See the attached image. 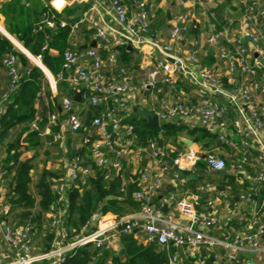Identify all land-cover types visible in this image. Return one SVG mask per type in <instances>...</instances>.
<instances>
[{"label":"built area","instance_id":"obj_1","mask_svg":"<svg viewBox=\"0 0 264 264\" xmlns=\"http://www.w3.org/2000/svg\"><path fill=\"white\" fill-rule=\"evenodd\" d=\"M57 1L60 8L54 6L55 0L51 2L54 10L64 6V0ZM94 2L90 11L96 6H104L115 26L107 23L94 27L91 39L99 43L100 48L87 47L77 51L67 49L62 53L61 63L62 72L68 75L67 80L76 92L82 91L79 103L81 109H99L90 120L94 133L80 139L81 146L88 148L89 162L83 164L81 159L70 162L68 172L53 183V200L46 212V230L52 233L53 239L47 252L35 251L33 238L29 236L32 233L29 224L10 223L4 216L6 209L2 210L0 207V237L12 257L6 264H62L64 257L76 248L90 244L100 251L110 252L115 240L121 235L130 234L137 236L143 244L155 243L165 250L173 247L174 253L168 256L167 264H184V257L188 264H206L200 255L202 250L208 251L214 262L220 260L223 254L228 264H244L248 256L252 257L254 264H263L264 223L257 218L256 207L259 191L264 186V143L259 139L264 128V101H259L253 94L258 92L264 95V84L258 79V65L251 62V55L247 52L242 37L232 33L228 27H222L206 41L209 46L216 45L218 41H223L227 46L222 49L219 59L235 56V67L244 83L235 90L224 89L222 81L215 74L199 66L194 54L187 53L184 60L179 55L178 47L173 46L177 45L181 32L189 26L193 17L191 14L182 16L185 27L179 29L174 26L171 29L168 44L152 42L157 55L153 64L143 69L136 84L116 82L103 71V64L106 63L110 68L117 64V52L114 48L118 45L130 47L138 55L142 54V45L151 30L149 5L146 0H129L134 8L133 14L129 15L121 0ZM182 3L183 0H180L181 5ZM240 4L244 7L245 23L255 25L260 15L257 1L240 0ZM83 25H86L83 18L72 23H58L59 28L68 29V38L74 37ZM43 26L54 28V22L45 21L36 30H42ZM246 36L255 45L264 43L263 30L248 31ZM44 49L45 47L42 50ZM254 52L264 58L263 49L257 48ZM39 58L41 57L32 58L34 61L31 62L40 66ZM16 63L13 54L5 56L1 61L9 82L0 95V116L7 101L19 88L21 74ZM118 71L120 76L126 73L124 69ZM28 72L26 70L25 74ZM179 76L185 77L190 85L197 86L195 101L186 103L180 100H161L158 110L153 111L158 117L159 127L168 122L206 129L215 135L218 145L235 150L237 157L227 161L220 156L218 145L209 151H200L191 146L185 152L173 150L169 145L161 147L154 140H148L144 148H133L136 143L134 128L120 125L121 120L130 114L126 100L138 92L154 91L158 84L169 85ZM62 78V75H58L56 81H61ZM228 82L235 84L236 80L231 75ZM213 94L222 97L224 102L216 100ZM72 105V100L65 99L61 113L65 118V131L77 133L82 128L83 118L74 110L71 114L68 113ZM57 118V114L49 115L47 123L54 125ZM32 127L36 125L32 124ZM64 132L60 131V134ZM43 134L50 133L45 130ZM58 137L53 135L52 143ZM170 155L174 156L169 161ZM120 158L131 161V175L135 177L137 184L133 198L140 203L139 211L121 218L106 217L96 212L75 239L70 241L65 225L68 189L74 185H86L96 171L104 172L109 166L118 171L122 167ZM142 159L146 161L144 167L141 166ZM199 160L205 164L206 174L223 171L235 177L238 184L248 185L247 189L240 191L235 202H232L228 197L231 189L229 184L225 183L223 190L215 194V186L203 181L192 192H169L164 202L167 213H164L162 205L156 202L164 183L179 181L183 172L187 176L194 174ZM248 170H252V173L249 174ZM5 175L6 171L0 166V179ZM202 195L206 197L203 198ZM221 202L225 203L226 219L231 216L232 219L235 218L234 210L248 202L252 204L253 217L249 219L238 215L235 219L240 221V227L231 230L223 222L225 218L220 220L216 217L215 204ZM213 230L216 232L211 234Z\"/></svg>","mask_w":264,"mask_h":264},{"label":"trees","instance_id":"obj_2","mask_svg":"<svg viewBox=\"0 0 264 264\" xmlns=\"http://www.w3.org/2000/svg\"><path fill=\"white\" fill-rule=\"evenodd\" d=\"M222 1L230 4L233 0ZM220 7L223 9V6ZM229 8L231 7L229 6ZM51 12L48 13L49 16ZM210 12L211 15L207 13V17L214 25L213 30L215 32H218L222 27H228L229 29L234 27L233 24L231 25L221 18L218 7ZM53 20L54 28L51 29L43 26L42 30L38 31L36 27L39 22L34 21L17 28L16 31L9 28V34L16 38L29 57L33 59L41 57V65L54 78H57L58 75H62L65 78L66 75L61 70V63L62 53L68 47V29L59 28L58 23L61 20L72 23L75 20L63 19L61 15L56 13ZM156 20L157 18L154 16L152 19L154 29H158V22ZM43 47H45L44 50H42ZM228 48L230 47L228 46ZM49 49L55 50L56 54L51 55ZM114 49L119 54V62L124 65L129 64L131 61V51L127 46L118 45ZM8 50H10V53ZM9 54H13L16 58L21 80L18 91L7 101L5 109L0 116V150L5 155L1 168L6 171V175L2 178V183L4 187V201L9 207V211L4 216L7 221L11 218L12 222L16 223V225L29 224L33 233V240H39V251L43 253L48 251L50 242L53 239L52 233L42 229L45 213L52 201L50 193L52 182L50 179L53 175L49 171H42L37 182L32 186L39 197L37 204H35L30 193L32 185L30 172L34 169V158L30 157L24 160L20 158L23 150L34 148L39 144L38 135L48 124L47 113L57 103L56 98H52L49 103H46V101L42 100V97H37L42 90L44 97L49 100L50 94L44 74L27 56L16 51L12 44L0 34V66L2 59ZM233 59H235V56H233ZM251 60L254 61L253 57ZM134 67L136 66H132V70ZM26 70H29L28 74H25ZM257 71L259 81L261 79L264 80V69L258 68ZM241 78L240 75L234 77L238 83L241 81ZM222 83L224 89L228 90L233 87L227 85L226 79H223ZM56 87L60 88L59 81H57ZM72 91L73 89H70L67 95L71 96ZM98 112L99 109L97 108H93L92 110L86 109V118H89V123L86 125L83 121L82 128L75 133L77 136L82 138L94 132L93 127L90 125V120ZM230 116L232 117V113ZM142 122V119L131 112L128 117L121 120L120 125H129L135 128L139 127ZM32 124L36 125V127L33 128ZM17 127L19 128L17 136L25 133L24 139L27 143V147L25 148L18 146L16 140H9L8 138ZM49 130L51 133H55L57 132V127L50 125ZM182 133H185L192 143L196 144L202 151H209L215 145H218L215 135L206 129L189 128L180 123L167 122L160 125L154 137L145 129L140 130L137 135L133 134L136 138L133 148H144L148 140H154L161 147L175 143L180 148L177 150L181 151L183 144L177 141V137ZM218 146L225 147L222 144ZM75 154L74 151L68 149V159L74 158ZM77 155L83 164L89 162V152L86 146L78 148ZM173 156L170 155L168 160L170 161ZM119 161L122 167L118 171L112 170L109 166L104 172L96 171L94 177L87 180L86 185H74L68 189L65 225L70 241L75 239L89 222L91 216L96 212L102 215L111 213L120 218L139 211L140 203L133 198V193L137 190V184L134 181L135 177L131 175L132 166L125 158H120ZM205 169V164L199 160L194 169L196 179L194 181H185L183 182L184 185L190 188L196 187L204 180L220 185L227 183L231 187L228 197L232 202L235 201L238 193L245 188V185L238 184L233 176L226 173L206 174ZM105 176L106 178H104ZM185 177H187V173L183 172L182 178ZM120 245V251L116 255H113L109 251L95 249L90 244L79 247L68 253L64 257L62 264H167L168 256L173 254L175 250L171 246L165 250L158 247L155 243L143 244L136 241L131 234L121 235ZM204 262L212 264L211 256H206Z\"/></svg>","mask_w":264,"mask_h":264},{"label":"crops","instance_id":"obj_3","mask_svg":"<svg viewBox=\"0 0 264 264\" xmlns=\"http://www.w3.org/2000/svg\"><path fill=\"white\" fill-rule=\"evenodd\" d=\"M53 0H0V34L5 37L13 46L18 47V50L16 51L24 54L29 58L28 53L23 49L22 45L16 40L14 36L9 34V28L13 31H16L17 28L27 25L28 23L38 21V25L45 22V21H53L54 22V15L59 14L62 16L63 19H70V20H77L79 18H83L86 25H83L80 27L79 31L76 33V35L72 38L67 37V49L77 51V50H83L84 47H91L92 44H95L94 48H100V44L97 42H93L91 37L93 33L94 27L101 26L103 24H109L110 26H115L109 14H107L106 9L104 6H96L94 10L90 11V8L92 5H94L95 0H64V6L62 9L54 10L51 2ZM147 4L149 5V14L151 18V30L147 37H145V42L142 45V54L138 55L135 50H133L130 47H127L131 51L130 59L131 61L129 64L124 65L121 62H119V54L118 62L117 64L110 68L107 66L106 63L103 64V71L116 82H125V83H132L136 84L140 77L141 72L143 69L149 67L151 64H153V60L155 56L157 55L156 49L154 48L152 42H156L159 45L168 44V37L171 29L175 26L177 27L178 23L181 24V28L185 27L183 26L182 22V16L184 14H191L192 20L185 29V31L181 32L179 40L177 42V45L174 44L173 46H177L180 51V56L185 60L187 58V53H192L196 56L198 60V64L200 67H203L209 71H211L213 74H215L221 81L223 79H226L227 85L233 86L232 89H226L227 91L235 90L236 88L243 86V79L241 78V81L236 82L235 84H230L228 80L230 79L231 75L234 78L235 76H239L236 67L235 62L232 56H229L227 59H219V54L222 52V49L226 48L227 46L223 43V41H218L216 45L209 46L207 45L206 41L207 39L215 33L213 30L214 25L212 22L209 21L207 17V13L211 15V10L215 9L216 7L219 8L221 18L223 20H226L229 24H233V28L230 29L232 33L235 35H238L239 37H242L244 46L247 50V52L251 55V58L253 57L254 61L258 65V68L264 69V58H261L257 56V58L254 57V51L255 49H263L264 50V43H259L258 45H255L251 43L246 33L248 31H254V32H260L264 31V3L262 0L257 1V6L259 8V19L255 25H247L245 23V18L243 16L244 7L240 4V0H233L230 4L223 2L222 0H183L182 5L180 4V0H146ZM122 4L125 6L127 12L129 15L133 14L134 8L130 4L129 0H121ZM203 4V5H201ZM220 6H223V9H221ZM225 6V9H224ZM229 6L231 8H229ZM80 11V15L78 18H72V16L76 13V11ZM52 11V12H51ZM51 12L50 16L48 13ZM241 12L242 16L237 18L234 16V13ZM158 14V15H157ZM65 15V17H63ZM155 16L157 18L158 22V29H154V26L152 24V19ZM65 21V20H61ZM60 22V21H59ZM14 23V25L12 24ZM37 25V26H38ZM46 27V26H44ZM37 28V27H36ZM48 28V27H47ZM178 28V27H177ZM179 28V29H181ZM51 29V28H49ZM43 49V48H42ZM66 49V50H67ZM102 52V51H100ZM10 53V52H9ZM49 53L51 55L56 54V51L53 49H49ZM230 55V54H229ZM136 61V62H135ZM135 62V63H134ZM40 66H37L42 73L44 74L47 86H48V92H49V100H47L44 97V93L41 90L40 94H38L37 97H42V100L46 101V103H49L52 98H56V106H53L51 110L47 113V117L52 114H57V125L54 124L52 126L57 127V132L51 133L49 130V124L43 128L41 133L38 135L39 137V144L34 148H27L23 150L21 155V160L33 157L34 158V169L30 172L31 180L34 181V184L37 182L38 178L40 177L42 171H49L53 177L50 179L52 182L50 185V193L53 200V194H52V186H53V179L54 181L59 180L62 178L67 172H68V165L70 162L80 159L77 155V149L81 148L80 143V137L77 136L75 133H70L68 131H65L66 127L64 126L65 118L63 117L61 113V106L62 102L65 99H69L73 101L74 94L76 93V89L72 86V84L67 80L68 75L65 73L66 77L62 78L60 82V88L56 87L57 81L56 78H54L42 65L41 60L39 58ZM135 64V65H134ZM132 66H136L132 70ZM131 68V69H130ZM235 68V69H234ZM119 69H124L126 71L124 76H120ZM241 76V75H240ZM262 84H264V80H260ZM9 82V77L6 73V71L3 69L2 65L0 66V94L3 93ZM54 82V85H52ZM72 90L71 96H68V91ZM197 90V86L190 85L187 83L185 77L179 76L176 77L171 84L169 85H162L158 84L157 88L154 91H142L134 94L133 96H129V98L126 100V104L130 109V113L133 112V108L137 109H147L150 111H156L158 110L159 102L161 100H180L184 101L186 103H192L195 101V93ZM259 101H264V95H260L258 92H255L253 94ZM213 97L220 101L224 102V99L216 94H213ZM89 110H92L94 107H87ZM86 108V109H87ZM86 109H81V105H77L74 107V112H77L81 118H83V121L86 120ZM57 111V112H56ZM136 114V113H135ZM130 115V114H129ZM137 115V114H136ZM139 118V117H138ZM143 121V120H142ZM143 123V122H142ZM35 128V127H33ZM136 128V127H135ZM47 130L50 134L45 135L43 134L44 131ZM19 131V128L17 127L15 131H13L9 135V140H16V144L20 147H27V143L25 142V133L20 134L17 136V133ZM60 131H65L63 134H60ZM94 133V132H93ZM92 134V133H91ZM134 134V133H133ZM58 135V139L56 142L52 143V136ZM62 135V136H60ZM137 135V134H134ZM259 139L261 142L264 143V128L260 132ZM182 140H188L191 141V139L185 135V133L180 134L177 137V141L181 142L183 145L181 146V150L185 151L186 146L182 142ZM18 142V143H17ZM192 142V141H191ZM170 146L173 150L180 149L178 148L177 144L171 143L167 144L166 146ZM43 148L45 150V154H50V152L53 149H57L59 154L61 155V159L59 160L61 163V166L58 168L57 164L50 165L49 162H42L44 164L43 168L38 165V162L36 161L37 156V150L39 148ZM219 147L220 156L224 157L227 161H230L231 159L237 157V152L233 149H229L226 146L225 147ZM192 148L196 149L198 146L196 144L192 143ZM68 149L74 151L75 157L68 159ZM48 152V153H47ZM146 156V153L144 154ZM0 166L3 162V159L5 158L4 153L0 151ZM145 160V159H144ZM126 161L131 164L130 160ZM141 167V166H140ZM39 169V171H38ZM55 172V174L53 173ZM249 174L252 173V170H248ZM39 174L37 177H34L33 180V174ZM191 175V174H190ZM93 178V177H92ZM184 179V180H183ZM196 179V176H195ZM194 179V180H195ZM190 180V181H194ZM3 180L0 179V207L3 208L2 210L6 209L9 211V207L5 204L4 201V187H3ZM187 181L186 177L180 179L179 181L170 182L166 181L164 184V188L160 195L158 196L156 202L158 204H161L162 206L165 205V197L169 192H174L181 194L183 192H192L196 187H187L184 185L183 182ZM206 181V180H204ZM208 182V181H207ZM215 186L216 192H220L223 190V186L214 182H210ZM33 184V185H34ZM201 184V183H200ZM245 188L243 190L247 189L246 184ZM222 187V190H219L218 188ZM30 190L31 196L33 197L35 204H37L39 197L35 193L34 188ZM203 198L206 197V195H202ZM52 202V201H51ZM50 202V203H51ZM235 202V201H234ZM225 203L221 202L220 204H215V212L216 217L222 220L225 215ZM36 207V205H35ZM252 204L250 202L246 204H241L238 206L237 209L234 210L233 216L236 218L238 215H243L247 218H252ZM256 211H258L257 218L261 223H264V186L260 189L259 195L257 198V207ZM99 213V212H97ZM167 213V211L165 212ZM136 214V213H135ZM45 213V218L43 222V230H46L47 228V217ZM134 215V214H132ZM106 217H116L115 215L111 213L104 214ZM130 216V215H128ZM127 217V216H124ZM121 218V217H120ZM235 218L232 219V216L230 218H225V222L227 224V228H231V230H236L240 227V221L236 220ZM8 221L12 224H15L12 222V219L9 218ZM216 231H212L211 234H214ZM33 238V235H32ZM133 238L139 242L137 236H133ZM34 245L36 243L35 240ZM38 241V240H37ZM262 245H264V239H262ZM120 238L114 241L112 248L110 252L113 255H116L120 251ZM36 252H39V249L35 250ZM201 257L205 259L206 256H211V254L208 251H201ZM12 259L10 252L7 248V246L3 243L1 237H0V264H6ZM212 264H228L223 258V254H221V259L214 262L213 259ZM247 262H250V264H254V261L252 260L251 256H248L244 264H247ZM184 264H188V260L184 257L183 260ZM264 264V259H263Z\"/></svg>","mask_w":264,"mask_h":264},{"label":"water","instance_id":"obj_4","mask_svg":"<svg viewBox=\"0 0 264 264\" xmlns=\"http://www.w3.org/2000/svg\"><path fill=\"white\" fill-rule=\"evenodd\" d=\"M79 15H80V11L77 10L76 13L72 16V18H78ZM234 16L239 18V17L242 16V13L241 12L234 13ZM63 17H65V15H63ZM177 27L181 28V24L178 23ZM94 46H95V44L91 45V47H94ZM85 48H87V47H84V49ZM8 52H10V50H8ZM254 57L257 58V55H254ZM29 59L31 61H34L31 57H29ZM40 60H41V58H40ZM81 94H82V91L76 92L74 94L73 105L71 106V109L68 112L69 114H71L73 112V109H74L75 105L80 103ZM133 111L137 114V116L140 119L143 120V123L139 127H136V128L133 129V133L134 134H138L140 132V130L145 129V130H148L151 133V135L154 137L155 134H156V131H157L158 127H159V121H158L157 115L153 111H150V110H147V109L133 108ZM247 116H248V114H247ZM88 123H89V118H86L85 124L87 125ZM182 142L185 144V146H186L185 152H187L188 148H190L192 146V142L188 141V140H182ZM145 162L146 161L144 159H142V161H141V166L142 167H144ZM217 173L222 174L223 171H218ZM194 179H195V175L194 174H191V175L186 177L187 181L194 180ZM218 189L222 190V187H219ZM162 211L164 213L167 211L166 205L162 206ZM29 236L32 237V233H30ZM154 241H156V239H154Z\"/></svg>","mask_w":264,"mask_h":264},{"label":"rangeland","instance_id":"obj_5","mask_svg":"<svg viewBox=\"0 0 264 264\" xmlns=\"http://www.w3.org/2000/svg\"><path fill=\"white\" fill-rule=\"evenodd\" d=\"M14 25V23H12ZM15 49L18 50V47H15ZM37 61V60H36ZM33 63V62H32ZM34 64H37V63H34ZM200 151H202V149L198 148ZM2 152V150H0ZM37 156H36V161L38 162V165H40L42 168L45 164V160L46 162H49L50 165L52 164H57L58 165V168L61 166V163H60V159L62 158L61 155L59 154L58 150L57 149H53L50 154H45V150H43V148H39L37 151ZM48 153V152H47ZM1 159V158H0ZM44 162V164L42 163ZM39 171V169H38ZM55 174V172H53ZM39 174H33V180H34V177H37ZM55 179H53L52 181L54 182ZM34 184V181H32V185L33 186ZM33 189L31 188V191ZM43 229V228H42ZM40 248L39 246V240L36 241L35 245H34V249L38 251V249ZM247 264H250V262H247Z\"/></svg>","mask_w":264,"mask_h":264},{"label":"bare ground","instance_id":"obj_6","mask_svg":"<svg viewBox=\"0 0 264 264\" xmlns=\"http://www.w3.org/2000/svg\"><path fill=\"white\" fill-rule=\"evenodd\" d=\"M54 6L57 7V8H60L59 1L55 0Z\"/></svg>","mask_w":264,"mask_h":264}]
</instances>
